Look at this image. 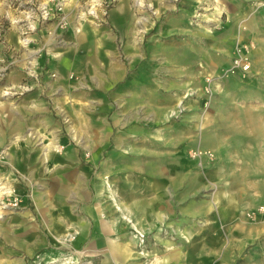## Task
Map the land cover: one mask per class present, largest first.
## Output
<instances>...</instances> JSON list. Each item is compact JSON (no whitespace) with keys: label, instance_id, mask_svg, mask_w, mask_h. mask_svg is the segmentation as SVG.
I'll return each mask as SVG.
<instances>
[{"label":"rangeland","instance_id":"rangeland-1","mask_svg":"<svg viewBox=\"0 0 264 264\" xmlns=\"http://www.w3.org/2000/svg\"><path fill=\"white\" fill-rule=\"evenodd\" d=\"M183 1L142 0L139 5L137 0H0V187L11 188L0 199V264H264V40L237 39L228 64L202 76L200 111H210L215 120L203 126L206 145L187 150L195 182L174 195L165 221L151 227L134 223L124 213L117 230L106 234L92 230L83 237L82 226L75 222L67 223L64 232L53 230L56 214L62 212L71 217L77 212L90 228L84 207L70 205L74 199L63 201L80 188L69 189L59 177L76 168L49 165L47 155L51 150L64 155L62 140L84 142L86 125L79 117L89 112L83 105L92 106L79 96L91 89L88 83H97L98 72L91 78L86 72L64 73L74 54H81L85 63L93 50H79L78 36H117L118 57L128 76H138L137 83H166V65L186 63L183 56L166 54V19L175 16ZM210 1H198L190 26L214 9ZM255 1L254 9L264 8ZM130 41L136 46L133 61L126 50ZM245 53L248 69L237 61ZM184 112L181 104L170 115ZM18 146L39 153L40 160L19 162ZM193 150L203 155L193 158ZM89 155L84 153L85 158ZM213 166L220 167L217 173L208 170ZM227 176L236 208L228 223L220 221L217 232L211 230L215 216L208 206L219 208L217 195ZM104 181L112 192L113 181ZM183 195L188 198L181 203ZM121 211L111 200L98 213L111 223ZM214 242L217 247L212 249L209 244Z\"/></svg>","mask_w":264,"mask_h":264},{"label":"crops","instance_id":"crops-1","mask_svg":"<svg viewBox=\"0 0 264 264\" xmlns=\"http://www.w3.org/2000/svg\"><path fill=\"white\" fill-rule=\"evenodd\" d=\"M198 1L184 0L176 9L178 11L175 10V16L166 19V54L183 56L182 62H186L166 65V83H137L138 76L131 73L128 76L118 57L117 36L108 33L96 37V33L90 32L78 36L79 50H93L85 63L81 54H74L76 56H72L64 73L86 72L91 78L92 73L98 72L97 83H88L91 89L86 95L79 96L92 106L88 109L83 105L82 109L89 112H85L84 118L79 117L80 123L86 125L84 142L75 145L62 140L66 144L65 154L57 155L51 150L47 155L49 165L59 162L68 168H76L70 175L58 177L69 185V189L79 187L80 190L71 195L68 193L64 200L60 193L58 199H74L70 205L83 206V218L87 219L90 228L76 216L77 212L72 217L70 212H62L56 214L54 231L64 232L67 223L75 222L82 226L83 237L87 233L90 236L92 230L98 234L101 229L106 234L119 226L124 213L134 219V223H147L153 227L166 220V209L173 206L174 195L181 190L187 191V186L195 182L194 167L187 150L191 146L206 145L203 137L208 134L203 126L211 125L215 120L210 111H200L204 103L202 76L214 74L228 64L237 39L258 40L259 43L264 40V8L254 9V0H211L210 6L214 9L206 12L205 17L202 15L200 24L192 27L189 21ZM134 47L133 41L126 43L132 61L136 56ZM125 78L127 83H123ZM160 88L163 89L161 94ZM92 89L98 90L97 96H92L95 93ZM181 104L185 112L171 117L170 113ZM43 151H48L47 147ZM84 153H90L88 159ZM17 154L19 162L40 160L39 153L20 149ZM218 168L213 166L208 170L217 173ZM107 177L113 181L112 192L106 187L104 179ZM226 178V185L217 195L219 208L215 210L208 206V213L215 216L211 230L217 232L220 221L228 223L229 215H233L236 208L234 187L229 176ZM18 190L23 193L21 187ZM184 195L178 200H187L188 196ZM111 200L123 212H115V221L110 223L101 218L98 211L105 210L107 201L110 203ZM252 207H255L253 203ZM36 231L41 232V229ZM80 238H76L75 244ZM39 242L40 246L44 245L42 239ZM209 247L213 249L217 243L209 244Z\"/></svg>","mask_w":264,"mask_h":264},{"label":"built area","instance_id":"built-area-1","mask_svg":"<svg viewBox=\"0 0 264 264\" xmlns=\"http://www.w3.org/2000/svg\"><path fill=\"white\" fill-rule=\"evenodd\" d=\"M255 5L257 7H264V0H257V1H255ZM245 49L248 50L247 47H245ZM246 53H248V52H246ZM246 53H245V55H243V54L241 55L240 54L241 57L237 61H238V63L242 64L245 69H248L250 67V62H249V58L246 56ZM210 81H211V79L210 78H207V82H208L207 85H206V91L207 92H209L211 90V87L209 86ZM206 153H208L209 155H212L209 152H206ZM190 154H191V156L193 158H198V157H201L203 155V152L202 151H199V150L198 151L197 150H193V151H191Z\"/></svg>","mask_w":264,"mask_h":264},{"label":"bare ground","instance_id":"bare-ground-1","mask_svg":"<svg viewBox=\"0 0 264 264\" xmlns=\"http://www.w3.org/2000/svg\"><path fill=\"white\" fill-rule=\"evenodd\" d=\"M137 4H139V5H142L143 3H142V0L141 1H138L137 0ZM151 32V31H150ZM137 42V41H136ZM46 160V159H45ZM9 193H11V188L10 187H8V186H2V187H0V199H1V197H3V195H8ZM1 213V212H0ZM109 225V224H108ZM107 225V226H108Z\"/></svg>","mask_w":264,"mask_h":264}]
</instances>
